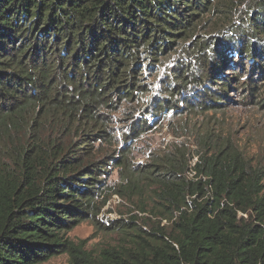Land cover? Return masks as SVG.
I'll return each mask as SVG.
<instances>
[{
	"label": "trees",
	"instance_id": "16d2710c",
	"mask_svg": "<svg viewBox=\"0 0 264 264\" xmlns=\"http://www.w3.org/2000/svg\"><path fill=\"white\" fill-rule=\"evenodd\" d=\"M255 5L230 39L222 29L233 0H0V264L60 253L67 264H264L263 164L200 127L173 132L175 141L143 165L129 159L134 142L160 126L147 116L178 111L175 93L181 110L201 117L221 113L230 91L264 107V82L253 78L264 77V2ZM212 17L222 30L217 44L189 50ZM174 54L165 90L143 105L150 89L139 84L138 66ZM244 63L243 80L236 68ZM123 104L131 122L116 151L113 117ZM110 165L119 171L112 189ZM126 193L149 196L151 211L140 209L148 229L95 257L69 239L82 221L125 234L133 218L104 226L96 217L110 195Z\"/></svg>",
	"mask_w": 264,
	"mask_h": 264
},
{
	"label": "rangeland",
	"instance_id": "374dc122",
	"mask_svg": "<svg viewBox=\"0 0 264 264\" xmlns=\"http://www.w3.org/2000/svg\"><path fill=\"white\" fill-rule=\"evenodd\" d=\"M258 1L259 0H233V15H229L232 18V22H230L229 26L225 25V28L222 29L224 32L228 31V37L230 39H233L232 36L235 38L239 37L238 35L241 33L238 28H240L243 21L249 17V14L256 15L254 10L256 9L255 4H257ZM260 1L264 2V0ZM211 19L202 25V29L198 31L196 38H192L190 42L187 41L186 44L189 50H192L193 43L201 40L204 41L206 46L210 45L212 48L215 45V41L217 44L216 38H218L220 31L222 30L220 27L214 26L215 20L213 17ZM255 39L262 44L261 36L255 35ZM174 56L175 54L171 57V59L162 60L163 64L161 66L157 63L150 62L148 64L142 62L141 65L138 66L137 73L142 74L140 75L141 81L139 84H143L146 88L150 89L141 101V103H144L143 105L149 103L150 97L159 96L161 95V92L165 90L166 82L170 81V78L167 77L168 71L173 67L174 61L176 60V57L174 58ZM261 63L262 62L260 61L259 65ZM244 65L245 63L243 66H237L236 68V72H239L240 76L243 77V80L249 77V71L251 70L249 65ZM191 66L196 72L198 64H191ZM133 67L134 65L131 69H133ZM131 69L129 65H127L124 71L130 73ZM208 69L209 68L206 67L204 70L206 71ZM223 72L226 75L230 74V71ZM262 74L264 75V73ZM130 76H135V73L131 72ZM260 76L261 75L259 74L256 75V73L253 76L257 85L264 82V77ZM127 78L131 79L129 76H127ZM188 86L189 87L186 88L188 92L194 89L191 84ZM212 88H214V86ZM229 95L231 100L225 103V107L222 109L221 113L215 115L208 113L206 116L201 117L200 115H197V112L190 113L185 109L181 110L183 109V104L180 102V99L183 95L180 96L177 93L173 94L170 99L174 105L178 106V111L176 112L174 109L168 113L166 111L163 115H161V119L158 118L156 120L150 116L146 117L147 124L153 125L154 122H160V126H152V129L147 134H144L134 142L132 148L133 150L129 156L130 164L134 166L145 164L147 162V157L151 152L156 151L157 149H163L167 143L175 141L171 136L173 132H182L186 127L189 129L192 127V131H194L196 127H200L201 130L205 128L208 130L214 129L217 135L228 139L233 147L245 152L249 158L253 159L254 163L259 162L264 165V107L256 105L250 98L240 101L243 97L241 93L236 94L235 92L230 91ZM186 97L188 98L189 96ZM130 109L131 107H127L123 104L120 112L113 117L116 137L119 142L116 151H119V149L124 146V142L126 141L121 139L123 133L122 131L131 121H127L125 119L126 116L123 115V112L126 110L129 111ZM135 109L136 112L134 117H141L142 110L138 111V105L135 106ZM179 112L184 114L179 115ZM180 140L182 139L180 138ZM192 141L193 139L188 141L189 145L192 144ZM128 142L130 143V141ZM194 145L191 146V149L193 150L195 149ZM114 148L116 147H112L111 150ZM106 171V186L111 189L118 186V168L110 165ZM148 197L149 196L144 194L138 196V194L133 193H126L123 197L115 194L109 196L106 205L101 209L96 218L100 221L101 225L104 226H108L115 221L130 222V219L133 218V222L135 224H131L124 228V231H126L125 234L119 230H99L92 222L82 221L68 233L69 239L76 245L82 247L93 257L98 255L102 250L116 248L126 244L128 240L132 238L129 234L138 231V228H142V230L148 229V226L145 225L147 222L145 219L147 215L140 213V209L142 207L147 209L146 211L148 212L151 211L150 206L152 203ZM161 225L167 226L165 222H162ZM67 261L68 255L66 253H60L53 255L50 259L43 261L40 264H67Z\"/></svg>",
	"mask_w": 264,
	"mask_h": 264
},
{
	"label": "built area",
	"instance_id": "2783aa9c",
	"mask_svg": "<svg viewBox=\"0 0 264 264\" xmlns=\"http://www.w3.org/2000/svg\"><path fill=\"white\" fill-rule=\"evenodd\" d=\"M194 161H195V159H194ZM194 161H193V163H194ZM187 175L189 178H192L194 174L193 173H187Z\"/></svg>",
	"mask_w": 264,
	"mask_h": 264
}]
</instances>
